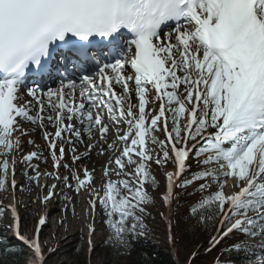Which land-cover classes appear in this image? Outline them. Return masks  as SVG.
I'll list each match as a JSON object with an SVG mask.
<instances>
[{
  "label": "snow or ice",
  "instance_id": "obj_1",
  "mask_svg": "<svg viewBox=\"0 0 264 264\" xmlns=\"http://www.w3.org/2000/svg\"><path fill=\"white\" fill-rule=\"evenodd\" d=\"M52 71L58 87L29 85ZM31 126L43 130L47 157L24 153ZM93 152L107 155L99 187L95 166H79ZM49 157L55 172L33 164ZM18 164L45 206L58 190L87 192L117 259L146 238L147 206L158 198L168 220L186 195L197 197L193 220L215 222L208 251L243 237L213 264H264V0H0V192L10 187L14 200ZM42 175L56 182L41 185ZM6 213L45 264L46 217L28 240L16 204L0 205ZM88 230L91 250L95 224ZM20 255L0 237V264H20Z\"/></svg>",
  "mask_w": 264,
  "mask_h": 264
},
{
  "label": "rangeland",
  "instance_id": "obj_2",
  "mask_svg": "<svg viewBox=\"0 0 264 264\" xmlns=\"http://www.w3.org/2000/svg\"><path fill=\"white\" fill-rule=\"evenodd\" d=\"M163 138V137H161ZM24 152H27L25 150ZM153 172L156 175L158 181H160L161 184L164 183V178L161 176V171L160 169L157 168V166L153 165ZM8 177V181H9ZM115 179V177H114ZM18 180V178H17ZM45 183L44 180H40V184L43 185ZM99 187V185L97 186ZM7 193L9 194V197L5 198V192H0L1 201L5 203H9L13 200L12 192L11 190H8ZM21 194V193H19ZM18 193L16 196L18 197V200L22 198L21 202L23 204H19L18 207L21 209V229L25 231V235L31 236L34 227L37 222V214L35 215L30 211L29 208H27L26 204L28 202V196H22L19 195ZM81 197L83 200H81V210H77V213H80L81 215L85 213L86 208L89 209L87 200H88V193L86 192H81ZM37 201V200H36ZM35 201V202H36ZM38 202V201H37ZM21 205V206H20ZM48 205V204H47ZM64 208V213L65 216L68 218V223L67 225H62L57 226L55 217H53V222L54 224L49 226L48 229L46 230L45 236L46 238H43L44 242V255L46 257L45 259V264H111L110 260L108 258L107 254V231L102 223V218L100 217H95V220L93 221L91 218L87 219V215L83 217L82 221H78L77 215L74 214L73 216V208H69L66 203L62 204ZM52 207H57L55 205H49L46 208H44V211H48V209ZM59 208H56V211H58ZM149 210H150V216L149 220L151 224L155 225L159 229V233L157 235L160 236L161 239H163L164 244H169L173 248V251L175 253V257L177 259V264H186L187 259L190 257V254L195 251L196 249L199 248V245L194 247L195 245L193 244L192 239H186L185 238V230L181 231L183 229L182 225L178 224L177 229L173 232L174 238L173 242H169V234L167 231V226L165 225V220L164 216L161 215V213H165L167 215L166 209L162 206L160 203L159 199H156V203L154 205H149ZM43 212V209L42 211ZM99 214V209L97 210V213ZM5 221L8 220V215L7 213L4 215ZM3 222L6 224V226L3 228L4 230H9L11 233L13 232L9 227L7 222ZM69 222L71 224H69ZM80 224L84 228L82 230V235L83 238L80 237V233L74 231V224ZM95 224V228L97 230L94 233V240H92V245H91V250L89 249V243H88V238H89V230H88V225L89 224ZM1 223H0V230H1ZM62 229L63 233L60 234L59 238H53L50 236V232L56 231V229ZM49 233V234H48ZM164 237V238H163ZM61 239H63V242H61ZM204 242V240H201ZM206 246L199 248L198 249V255H204V249ZM201 257V256H200ZM213 257H210L212 259ZM196 261V260H195ZM32 263V261H31ZM32 264H35L33 262ZM115 264H126V259L122 258V260L116 261Z\"/></svg>",
  "mask_w": 264,
  "mask_h": 264
},
{
  "label": "bare ground",
  "instance_id": "obj_3",
  "mask_svg": "<svg viewBox=\"0 0 264 264\" xmlns=\"http://www.w3.org/2000/svg\"><path fill=\"white\" fill-rule=\"evenodd\" d=\"M30 99V98H29ZM32 127V130L30 132V135L28 137H25L24 140H25V144H24V147L23 149L27 148L29 149L31 144H27L26 141L28 139H31L33 140V137L34 135H36V131L39 130V127L38 126H31ZM87 137L85 136V139ZM37 143L40 144V146H42V141H37ZM67 147V146H66ZM70 151V150H69ZM69 151L67 153V156H66V161L68 163H71V159H70V154H69ZM81 151H83V147L81 146ZM43 156L47 157L48 154L46 153H43ZM17 159H19V156H17ZM106 159H107V155L105 156H100L97 152H93L91 154V159L89 160H85L83 161L79 166L82 168V167H85L87 166L90 170L93 166H95L96 168V172H95V179L97 181V185L99 184V181H100V176H101V171H102V166L105 164L106 162ZM51 161L50 157L48 158V162L47 163H43L42 160H38V161H35L34 164H39V165H43L44 167H41V169H50L49 171L52 172V168H48V165H49V162ZM22 167L23 165L22 164H18L17 165V168H16V174L19 176L20 174H23L22 178L20 179V183H18L19 185H21V187L24 189H26V192L25 194H28L30 195L31 192L33 191V197L36 198L38 196L39 193H41V189L38 188V189H35V190H32V184L31 183H28L29 180L26 181V177L24 175L25 172H28V169H23L22 170ZM60 170L63 171V175L66 174V171L64 168H61ZM29 173H34V172H29ZM35 175V173L33 174V176ZM52 179L51 178H47L46 180V183H48L50 185V181ZM64 193H67V195L70 197L71 194H73L72 192H68L67 189H64L63 192H60L58 190V194L57 196L52 200L50 201L48 204H54L56 205L57 207H59V210L58 211H55L56 208L54 209H51L50 212L48 214H45L44 217H46V227H49V225L51 224L50 221L53 217H55L57 220V225L60 226L62 225V227H64L63 225H67L68 223V218L64 215V211L62 210L61 208V204H63L64 201H67L68 200H65L64 199ZM73 196V203L70 204L71 206H73L74 208V211H73V216L74 214L77 212V210H81V207H82V204H81V200H82V197L80 195H72ZM28 206H29V209L32 213H36V212H40L42 210V207H43V204L40 203V202H35L34 200L33 201H29L28 202ZM85 210V213L84 214H80V213H77L75 215H77L76 218H78V221H82L83 220V217L85 215H87L88 213V209H84ZM61 221H63V223H61ZM69 224H71L69 222ZM74 224V223H73ZM73 229L74 231L80 233V237L83 238V235H82V230H83V226L80 225V224H74L73 225ZM63 233L62 229H58L56 232H50V236L53 238H59L60 237V234ZM49 234V233H48ZM94 235V234H93ZM61 242H63V239H61Z\"/></svg>",
  "mask_w": 264,
  "mask_h": 264
},
{
  "label": "trees",
  "instance_id": "obj_4",
  "mask_svg": "<svg viewBox=\"0 0 264 264\" xmlns=\"http://www.w3.org/2000/svg\"><path fill=\"white\" fill-rule=\"evenodd\" d=\"M182 222L186 225V232L184 233L185 238L188 240H194L193 244L195 246L199 243L200 239H204L205 236L207 237L212 229L209 228L207 229V231H204L201 229V227L206 224H198L196 220L194 222V220H189L188 217H186ZM213 225H215L214 221H208L209 227ZM187 226H189L188 229ZM154 230H156L155 227L148 225L146 229V238H138L133 240L131 256H122V258L126 259V264H176L174 257L170 253L169 246H166L163 241L159 239ZM108 248L109 251L107 254L109 256L110 263L115 264L116 261L122 260V258H116V253L111 247L108 246ZM208 254L202 255L201 257L197 258V260L193 264H210L211 259H208Z\"/></svg>",
  "mask_w": 264,
  "mask_h": 264
}]
</instances>
